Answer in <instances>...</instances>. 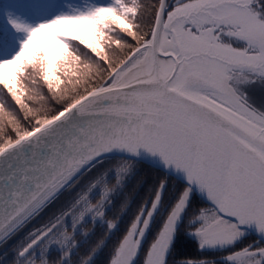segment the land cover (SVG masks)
<instances>
[{
  "label": "snow or ice",
  "instance_id": "6c2138e0",
  "mask_svg": "<svg viewBox=\"0 0 264 264\" xmlns=\"http://www.w3.org/2000/svg\"><path fill=\"white\" fill-rule=\"evenodd\" d=\"M145 10L151 27L141 34ZM69 23L93 29L102 47L69 36ZM43 30L58 52L51 62L46 49L26 58ZM112 45L126 52L115 66L106 50ZM10 65L17 66L13 76L0 71V85L21 111L27 109L30 127L0 102V264H49L53 251V264H76L73 257L99 225L103 236L78 262L94 264L131 208L124 197L116 218H106L138 163L164 178L138 205L107 264H169L197 195L209 207L186 227L200 249L227 250L251 233L264 243V106L250 102L247 91L264 88V0H159L152 7L138 0H0V70ZM29 67L53 99L61 74L72 85L59 96L63 105L55 114L41 116L23 102ZM97 77L101 83L89 90ZM81 87L85 94L77 95ZM112 158L118 162L105 169ZM66 193L46 222L10 254L3 251ZM225 264H264V247L246 245Z\"/></svg>",
  "mask_w": 264,
  "mask_h": 264
},
{
  "label": "trees",
  "instance_id": "16d2710c",
  "mask_svg": "<svg viewBox=\"0 0 264 264\" xmlns=\"http://www.w3.org/2000/svg\"><path fill=\"white\" fill-rule=\"evenodd\" d=\"M104 1V0H102ZM139 3L144 4L145 6L152 7V6H158L159 0H138ZM131 6V5H130ZM152 19V15L147 10L143 11L140 15L139 23H142V32H146L150 29L151 24L149 21ZM71 36H78L82 40H84L86 43H91L95 47L100 48L102 47L97 41L96 37L94 35L93 29H91L88 26L78 27L75 26V34ZM129 42L135 46V41H132L129 37ZM73 45L78 44V41H71ZM81 51H87V49L84 48L83 45H80ZM115 49V45H112L111 49H106L108 51V55H110L111 51ZM118 50V49H115ZM39 50H27L26 51V58H31L36 52ZM119 55L115 58L110 57L109 58L114 62L113 66H115V63H118V59L121 57L123 58L125 53H120V50H118ZM58 54L57 51L51 49L46 50V57L50 60L51 58L56 56ZM54 66V65H53ZM17 66L16 65H10L6 68L0 70L4 73L6 78L12 77L14 70ZM50 75L55 79V73H50ZM63 74H61L62 76ZM107 73H105V76ZM64 78H67L64 76ZM37 81V84L34 86L32 81ZM73 79H75L73 77ZM102 77H97L95 79V84H89L88 89L91 90L92 87L98 86L101 81ZM14 87L15 80L12 81ZM55 84V83H54ZM21 91L24 93L22 100L25 104H27L29 107H31L34 111H39V114L41 116H44L45 114L51 115L55 114V112L62 109V102L57 103V100L53 99V92H50L47 88V85L44 84L42 79H40V76L37 72H34L30 67L24 70L23 78H22V88ZM85 92L83 91V87H81L77 95H83ZM43 96V99H40L39 97ZM29 97H34V99H29ZM0 102H4L7 105L8 110H12L15 112L17 117L21 120L24 127H30L28 122L24 120V112L27 111V109H24L21 111L20 106L15 104V101L11 98L10 94L7 93V90L3 87V85H0ZM70 102V101H69ZM45 108V109H44ZM46 112V113H45ZM8 135H11L13 138H15L14 133L11 132V129L8 130ZM2 139H0V143ZM109 161H118L116 158H112ZM95 170L92 171L94 173ZM87 175V173H86ZM164 178V175L162 172L157 171L145 164L138 163L137 169L135 170V174L129 179L127 186L124 189V194L115 202V206L111 209V211L107 214V219H113L115 217V213L119 212L120 205L123 202L124 197L128 198L129 204L131 205L130 210H128L127 215L124 216L123 222L120 223V231L115 232L110 240L107 242V246L103 247L102 250L98 251V253L94 257V264H107L108 258L111 252V249L114 245V243L117 241V239L122 236L124 228L127 226V223L130 222L131 217L134 215V213L137 210L138 205L142 202L143 198L148 194V190L153 187L160 179ZM171 182V181H170ZM172 183V182H171ZM199 203L201 205H204L197 197L193 200V203L196 204ZM58 204V202H57ZM57 204L50 208L48 210L52 212L56 211L60 206L57 208ZM95 235L92 236L91 242L88 244H85L82 246L80 254L76 257H73L76 264H78L79 259L82 255L85 254L84 249L90 248L92 245L95 244L96 241H98L103 236V229L96 225L94 227ZM155 229L153 230L154 235ZM152 238V235H149L147 237V242ZM146 242V243H147ZM145 243V245H146ZM144 245V248L146 247ZM206 255L204 253H199L196 243L194 240L187 237L184 233V230H180L177 233V237L174 243V246L168 256L169 264L171 260L173 259H183V260H197L204 258Z\"/></svg>",
  "mask_w": 264,
  "mask_h": 264
},
{
  "label": "rangeland",
  "instance_id": "374dc122",
  "mask_svg": "<svg viewBox=\"0 0 264 264\" xmlns=\"http://www.w3.org/2000/svg\"><path fill=\"white\" fill-rule=\"evenodd\" d=\"M18 2H23V0H18ZM58 2H61V0H58ZM64 2H67V3H79L80 2V0H64ZM97 2L98 3H101V4H106V3H108L109 2V0H104V1H102V0H97ZM68 28H70L72 31L69 33V36H71V35H73V34H75V26H78V27H83L84 25H81V24H73V23H69L68 25H66ZM48 32H49V30H43V31H41V32H38V33H36L35 34V36H34V38H33V41L31 42V44L29 45V47H28V49L27 50H29V49H31V50H41V49H49V50H51V49H53V50H55V51H57V49L54 47V44H53V41L51 40V38L49 37V35H48ZM26 50V51H27ZM111 54L109 55L110 57H113V58H115V56L117 57L118 55H119V53H118V50H115V52L114 51H111L110 52ZM120 59H123L122 57L120 58ZM120 59H118V62H119V60ZM67 79L68 78H64V76L62 75L61 76V80L62 81H64L62 84H60L59 85V88H60V93H59V95H57L56 96V99L55 100H59V96L60 95H63V93H64V90L65 89H69V90H71V88H72V85H69L68 83H67ZM73 80H75V79H73ZM56 84H54L53 85V88H54V90L56 89ZM70 94H71V91H70ZM53 95H54V93H53ZM262 99H259V100H257V105H256V103H254L252 100H250V102H252V103H254L257 107H260V106H264V90L262 91ZM62 102V104H63V101H61ZM45 109V108H44ZM46 113V112H45ZM1 142H3V140L1 141ZM118 161H106L105 163H104V168L105 169H107V168H111V167H113L116 163H117ZM137 169V165H136V167H135V170ZM96 173L94 172V173H92V175H95ZM169 184H170V186H171V182L169 181ZM68 198V194L66 193L64 196H62L61 197V200L58 202V204H57V208H58V206H60V204L61 203H63V201L65 200V199H67ZM94 202V201H93ZM201 205V204H200ZM199 205V203H197L196 202V204H194L193 202H192V206L189 208V210H188V216L185 218V224L181 227V229L180 230H184V233H185V235L187 236V237H189V238H192V237H190L189 235H187V232L188 231H190L187 227H186V225H187V222H188V220L191 218V216L195 213V212H197L199 209H201V208H207V206L205 205V206H200ZM53 212H55V211H53ZM52 212V210L51 211H47L41 218H38V219H36V220H34L31 224H29L21 233H19L16 237H14L13 238V240H11V241H9V243H8V248L7 249H5V250H3V251H6V252H8L9 254L11 253V250H12V247L15 245V244H17L26 234H27V232H29V231H31L33 228H36V227H39L42 223H44V222H46L47 221V219H48V217L53 213ZM88 227H90V228H93V226L91 225V224H89V226ZM69 231H71V229H69ZM151 237H150V239L148 240V242H150L151 241ZM193 239V238H192ZM196 242V241H195ZM243 242V244H240V245H236L235 247H233V248H230L229 250H227V251H223V255H221L222 256V258H220V257H218L217 255H214L215 253H213V254H205L206 256L204 257V258H202V259H197V260H195V261H199V260H210V261H214V264H225V261H226V258H227V256L231 253V252H233V251H237V250H239L240 248H243L244 246H246V245H250L251 243L249 242V240L247 239V240H241L240 241V243H242ZM146 247H145V249L147 248V243H146V245H145ZM197 246H198V243H197ZM199 247V246H198ZM204 250V249H203ZM205 250H209V249H205ZM0 254H2V253H0ZM58 257V254L56 253V252H52L51 253V255L49 256V264H53V262H54V260L56 259ZM8 264H11V260H9L8 261ZM37 264H39V262H37Z\"/></svg>",
  "mask_w": 264,
  "mask_h": 264
},
{
  "label": "flooded vegetation",
  "instance_id": "af4514ba",
  "mask_svg": "<svg viewBox=\"0 0 264 264\" xmlns=\"http://www.w3.org/2000/svg\"><path fill=\"white\" fill-rule=\"evenodd\" d=\"M168 1H170V0H168ZM173 2V0H171V2L170 3H172ZM264 90V88H261L259 85H256V86H251V87H249L248 89H247V91H248V95H249V97H250V100H252L254 103H256V105H257V100H259V99H262V91ZM257 99V100H256ZM117 160H118V158H116ZM200 205V204H199ZM200 206H205V205H200ZM190 239H192V238H190ZM249 240V242L251 243V244H256V245H258L259 247H264V244L263 243H261L260 241H258L256 238H254V237H252V236H250V235H248L247 236V238H245L244 240ZM192 240H194V239H192ZM195 241V240H194ZM196 243V246H197V242H195ZM240 244H243V242L242 243H238V244H236L237 246L238 245H240ZM197 249H198V252L199 253H204V254H213V253H215L214 255H217L218 257H220V258H222V256L221 255H223V251H227V250H229V249H227V250H223V251H217V250H214V249H209V250H203V249H200L198 246H197ZM202 259V258H201ZM181 261H184L183 259H173V260H171V262H170V264H180V262ZM193 261H195V260H193Z\"/></svg>",
  "mask_w": 264,
  "mask_h": 264
},
{
  "label": "water",
  "instance_id": "95a60500",
  "mask_svg": "<svg viewBox=\"0 0 264 264\" xmlns=\"http://www.w3.org/2000/svg\"><path fill=\"white\" fill-rule=\"evenodd\" d=\"M169 3L171 2V0L170 1H168ZM143 164V163H142ZM145 165H147V164H145ZM147 166H149V165H147ZM149 167H151V166H149ZM151 168H153V167H151ZM153 169H155V168H153ZM155 170H157V169H155ZM157 171H159V170H157ZM161 172V171H160ZM203 204H205L207 207H209V205L205 202V200L203 199V198H201L200 196H196ZM250 236H252V237H254V238H256L258 241H260V237H259V235L258 234H256V233H251V234H249ZM264 244V243H263Z\"/></svg>",
  "mask_w": 264,
  "mask_h": 264
}]
</instances>
